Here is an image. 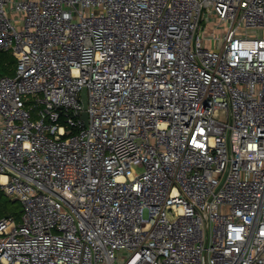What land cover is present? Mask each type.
Listing matches in <instances>:
<instances>
[{
  "label": "built area",
  "instance_id": "obj_1",
  "mask_svg": "<svg viewBox=\"0 0 264 264\" xmlns=\"http://www.w3.org/2000/svg\"><path fill=\"white\" fill-rule=\"evenodd\" d=\"M0 49V264H264V0H0Z\"/></svg>",
  "mask_w": 264,
  "mask_h": 264
},
{
  "label": "trees",
  "instance_id": "obj_2",
  "mask_svg": "<svg viewBox=\"0 0 264 264\" xmlns=\"http://www.w3.org/2000/svg\"><path fill=\"white\" fill-rule=\"evenodd\" d=\"M17 58L10 50L0 49V75L15 74ZM22 205L18 199L7 196L0 189V218L2 216H13L20 220Z\"/></svg>",
  "mask_w": 264,
  "mask_h": 264
},
{
  "label": "water",
  "instance_id": "obj_3",
  "mask_svg": "<svg viewBox=\"0 0 264 264\" xmlns=\"http://www.w3.org/2000/svg\"><path fill=\"white\" fill-rule=\"evenodd\" d=\"M81 99H82V104H83V108H84V110L82 112V115L85 118V121H87L88 112L86 110V107L88 105V96H87V88H86V86H83L82 87V90H81Z\"/></svg>",
  "mask_w": 264,
  "mask_h": 264
},
{
  "label": "rangeland",
  "instance_id": "obj_4",
  "mask_svg": "<svg viewBox=\"0 0 264 264\" xmlns=\"http://www.w3.org/2000/svg\"><path fill=\"white\" fill-rule=\"evenodd\" d=\"M220 28V27H219Z\"/></svg>",
  "mask_w": 264,
  "mask_h": 264
}]
</instances>
